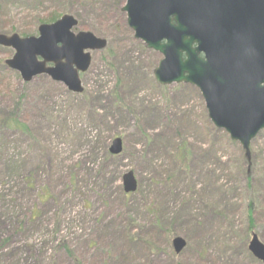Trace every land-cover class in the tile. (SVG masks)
I'll use <instances>...</instances> for the list:
<instances>
[{
  "label": "rangeland",
  "instance_id": "obj_1",
  "mask_svg": "<svg viewBox=\"0 0 264 264\" xmlns=\"http://www.w3.org/2000/svg\"><path fill=\"white\" fill-rule=\"evenodd\" d=\"M125 2L0 0L3 33L38 35L71 13L76 32L108 40L80 94L46 75L23 81L0 46V264H262L248 244L264 243V130L248 162L196 86L160 85L162 56L134 38Z\"/></svg>",
  "mask_w": 264,
  "mask_h": 264
},
{
  "label": "water",
  "instance_id": "obj_2",
  "mask_svg": "<svg viewBox=\"0 0 264 264\" xmlns=\"http://www.w3.org/2000/svg\"><path fill=\"white\" fill-rule=\"evenodd\" d=\"M122 10L135 38L163 56L156 80L198 87L212 123L249 158L252 140L264 129V0H127ZM77 24L64 14L41 24L38 36L0 34V45L16 51L6 64L24 81L47 74L81 93L79 73L88 70L91 51L105 49L107 40L90 31L74 33ZM122 149L116 138L109 151L116 155ZM123 184L126 193L136 191L132 171L124 174ZM172 245L180 253L186 241L177 236ZM248 249L264 264V243L257 234Z\"/></svg>",
  "mask_w": 264,
  "mask_h": 264
},
{
  "label": "trees",
  "instance_id": "obj_3",
  "mask_svg": "<svg viewBox=\"0 0 264 264\" xmlns=\"http://www.w3.org/2000/svg\"><path fill=\"white\" fill-rule=\"evenodd\" d=\"M51 20V21H50ZM56 19L54 18V17H51L50 19H48V20H41V21H50V22H54ZM0 32H2V31H0ZM16 109L18 110V108L16 107ZM16 110V111H17ZM16 113V114H15ZM12 114H15V116H13V115H11V117L13 118V117H16L17 116V112H15V111H13L12 112ZM7 119V118H6ZM3 120H0V126H5V127H7V126H9L8 125V123H6V121H4V122H2ZM9 121V120H8ZM17 120L15 119V118H13L12 119V121H11V123H14V122H16ZM244 158H245V160L247 161V159H246V157L244 156ZM249 211V217H251L252 218V210H248ZM249 223H250V225L252 226V225H254V220H250L249 221Z\"/></svg>",
  "mask_w": 264,
  "mask_h": 264
}]
</instances>
